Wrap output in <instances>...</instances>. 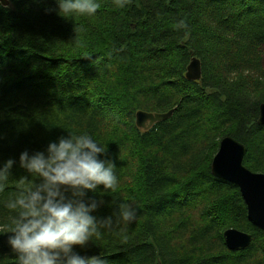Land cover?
Here are the masks:
<instances>
[{
	"label": "trees",
	"instance_id": "1",
	"mask_svg": "<svg viewBox=\"0 0 264 264\" xmlns=\"http://www.w3.org/2000/svg\"><path fill=\"white\" fill-rule=\"evenodd\" d=\"M0 7V165H13L0 200L28 151L70 132L106 148L118 176L98 218L117 203L137 209L131 223L101 228L80 255L108 264H264V232L247 219L239 189L210 164L222 138L245 149L243 165L264 174V0H99L96 15L64 18L55 0H5ZM1 5V4H0ZM182 22V23H181ZM192 58L201 79H185ZM171 117L143 131L139 111ZM0 206V226L8 216ZM236 229L250 245L229 251ZM0 234V264H16Z\"/></svg>",
	"mask_w": 264,
	"mask_h": 264
},
{
	"label": "clouds",
	"instance_id": "2",
	"mask_svg": "<svg viewBox=\"0 0 264 264\" xmlns=\"http://www.w3.org/2000/svg\"><path fill=\"white\" fill-rule=\"evenodd\" d=\"M124 7L127 0H114ZM57 14L64 18L96 15L99 0H55ZM3 5H0L2 7ZM182 23V22H181ZM107 148L87 132L74 133L47 145L45 151L19 156V165L28 176L15 181V191L0 200L8 216L0 234L11 233L7 244L16 264H108L100 255H80L76 246L86 248L101 228L115 222L131 223L137 209L132 203H117L113 215L98 218L95 213L103 199L88 197L89 192L114 190L119 183L116 165L102 159ZM16 162L0 165V194L12 176Z\"/></svg>",
	"mask_w": 264,
	"mask_h": 264
},
{
	"label": "water",
	"instance_id": "3",
	"mask_svg": "<svg viewBox=\"0 0 264 264\" xmlns=\"http://www.w3.org/2000/svg\"><path fill=\"white\" fill-rule=\"evenodd\" d=\"M0 4L7 6L8 3L0 0ZM185 79L192 82L201 79V65L198 59H191ZM172 114L173 110L164 114L139 111L135 114V126L146 131L156 123L169 119ZM257 125L264 126V103L258 109ZM245 152V147L234 138H222L211 161L210 172L213 177L230 182L239 189L246 206L248 221L264 232V174L251 172L243 165ZM223 238L226 248L232 252L246 249L252 241L250 235L236 229L225 230Z\"/></svg>",
	"mask_w": 264,
	"mask_h": 264
}]
</instances>
